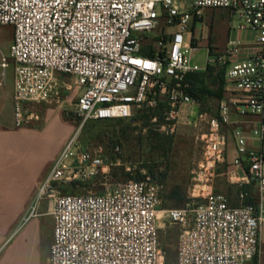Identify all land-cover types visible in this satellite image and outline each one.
Listing matches in <instances>:
<instances>
[{"label":"built area","instance_id":"1","mask_svg":"<svg viewBox=\"0 0 264 264\" xmlns=\"http://www.w3.org/2000/svg\"><path fill=\"white\" fill-rule=\"evenodd\" d=\"M206 10H226L239 22L230 27L223 51L211 45ZM162 22L166 29L156 34ZM0 26L14 27L10 55L0 49V87L13 63L17 127L31 118L30 103L58 95L61 76H71L80 93L79 130L40 186L31 216L41 202L53 201L49 264H161V217L181 229L176 264L256 263L264 225V150L250 141L264 145V0H0ZM149 47L153 57L144 55ZM201 50L205 67L191 56ZM209 67L224 72V97L215 121L208 113L193 120L210 129L202 139L203 164L210 167L201 168L212 176L223 163L227 136L218 126H231L234 165L247 170L257 203L234 208L211 191L205 203L163 209L162 186L149 178L115 183L101 194H62V183L93 179L109 167L100 152L78 143L88 122L127 119L165 103L159 129L172 135L183 107L200 106L188 75Z\"/></svg>","mask_w":264,"mask_h":264},{"label":"rangeland","instance_id":"2","mask_svg":"<svg viewBox=\"0 0 264 264\" xmlns=\"http://www.w3.org/2000/svg\"><path fill=\"white\" fill-rule=\"evenodd\" d=\"M206 22L209 24L210 41L218 46H223L227 41L229 27L239 24L236 18H231L226 10H206ZM213 18V20H212ZM212 24V25H211ZM166 29L162 22L156 34ZM155 34V33H153ZM14 36L13 26H0V49L10 55V49ZM200 66H206V52L197 51L191 55ZM58 95L54 94L48 103H30L28 114L31 118L21 127H17L14 120L12 95L14 89V65L7 70V79L3 87H0V119L9 121L13 119L14 129L40 133V130L48 128L44 132L47 141L45 147L40 146L38 139L31 142L30 158L34 159L41 167L50 166V157L56 154L62 141L67 137L63 147L78 132L80 119L75 113V103L79 96L75 80L71 76H61ZM207 87L214 94L219 93V81L216 73H210L207 77ZM212 108L218 107V99L211 98ZM153 110L142 107L131 118L90 121L82 129L78 136V143L92 151L100 152L109 166L101 171L95 178L81 180L80 185L62 183V194H101L112 189L115 183L127 180L142 181L150 179L159 182L162 186L163 209H180L188 205L202 204L206 202L209 192L224 194L225 189H210L206 186L207 179L212 180L211 173L205 172L210 164H203L205 153V141L199 139L197 134L186 129L171 137L172 150L164 153L160 148L163 142L159 127L155 125L158 118L152 117ZM154 119H157L155 122ZM226 132L228 129H225ZM232 130V129H231ZM37 135V134H35ZM167 136V135H164ZM170 137V136H167ZM30 142V143H31ZM60 150L63 151V148ZM234 148L232 136L227 135V151ZM227 171V164L219 169V174ZM218 172L214 173L217 177ZM224 185H229L227 177L222 178ZM230 186V185H229ZM45 205L53 209V201L46 199ZM34 202L28 209V215L19 223L16 230L26 228L34 220H41L40 233H45L48 249L53 233V220L51 216L39 217L38 211L32 216ZM181 229L170 224L166 219H159L160 248L163 262L161 264H176V252ZM44 250V247H43Z\"/></svg>","mask_w":264,"mask_h":264},{"label":"crops","instance_id":"3","mask_svg":"<svg viewBox=\"0 0 264 264\" xmlns=\"http://www.w3.org/2000/svg\"><path fill=\"white\" fill-rule=\"evenodd\" d=\"M229 33L230 27L227 33V41L223 46L212 43V47L223 51L227 46ZM211 98L208 97L203 106L200 104V106L189 105L183 107L176 132L169 136L173 137L185 133L186 129L197 134V137L201 140L207 136L210 131L207 123L198 128L193 124V120L202 113L209 114V122L215 121L219 117L218 107L215 110L212 108ZM232 118L243 120L237 115H233ZM212 125L214 126L215 123ZM218 128L221 134L231 136V126L220 122ZM47 129L40 130V133L15 130L13 119H9V121L0 119V264H49L53 233L48 249L45 233H40L41 220H34L26 228L16 230L17 225L24 221L28 215L30 205L35 201L40 186L52 170L54 162L61 153L60 150L67 139L66 137L62 141L58 152L50 157V166L41 167L34 159H31L32 157L30 158L31 151L29 149L35 143L31 142L34 139H38L40 146H46L47 141L43 135ZM225 129H228L227 132ZM250 146L256 150H264V145L255 140L250 141ZM235 157L236 145L234 142V148L232 150L230 148L229 152L226 150L223 163L216 167V172H218L222 165L227 164V171L222 174L218 172L217 177H214L213 174L212 180H206V186L212 190L225 189L224 194H220L225 195L234 208L245 204V201L243 202L240 199L242 193L246 194L248 202L255 204L258 199V190L251 183L247 170L234 165ZM224 176L227 177L230 186L224 185L225 182L222 183ZM44 202L45 200L39 206V217L51 216L53 220L54 205L52 211H50V206L45 205ZM251 264H264V225L260 234V255L256 263Z\"/></svg>","mask_w":264,"mask_h":264},{"label":"trees","instance_id":"4","mask_svg":"<svg viewBox=\"0 0 264 264\" xmlns=\"http://www.w3.org/2000/svg\"><path fill=\"white\" fill-rule=\"evenodd\" d=\"M145 56L153 57L154 51L152 47H149L148 49H145L144 51ZM210 73H216V76L219 81V93L217 95H214L207 87V77ZM187 80L192 85V90L190 91L191 95L203 106L209 97L217 98L218 100L222 99L224 97V72L222 70H218L215 67H209L208 70L205 73H199V74H190L187 77ZM166 110L165 103H160L157 109L153 110L154 113L149 118L157 117L158 121L155 123L157 127L162 125L164 123V112ZM163 138V142L160 145V148L164 153H169L172 150L173 146V140L171 137H167L164 135H161ZM128 181V180H127ZM82 183H72V185H80ZM245 204H251L250 202L245 200ZM177 256V252H176Z\"/></svg>","mask_w":264,"mask_h":264}]
</instances>
